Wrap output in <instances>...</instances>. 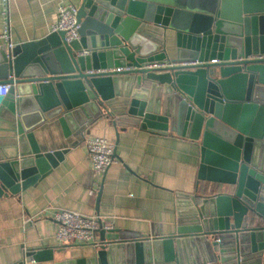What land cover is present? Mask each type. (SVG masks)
I'll return each instance as SVG.
<instances>
[{
  "label": "water",
  "instance_id": "95a60500",
  "mask_svg": "<svg viewBox=\"0 0 264 264\" xmlns=\"http://www.w3.org/2000/svg\"><path fill=\"white\" fill-rule=\"evenodd\" d=\"M77 17L79 39L52 31L0 48V85L10 84L0 120L16 116L19 143L18 158L0 161V197L36 184L69 150L42 151L34 129L46 121L66 135L101 115L175 131L200 141L205 192L179 209L175 231L101 229L94 255L54 264H260L264 58L252 56L264 53V0H81ZM65 247L31 248L12 264L54 261Z\"/></svg>",
  "mask_w": 264,
  "mask_h": 264
},
{
  "label": "crops",
  "instance_id": "0c3cea01",
  "mask_svg": "<svg viewBox=\"0 0 264 264\" xmlns=\"http://www.w3.org/2000/svg\"><path fill=\"white\" fill-rule=\"evenodd\" d=\"M80 1L10 0L13 42L46 36L52 32L59 6L79 7ZM4 19L0 0V31ZM176 43V33L169 31L170 58L177 55ZM2 45L0 42V48ZM15 119L12 113L4 112L0 120V161L19 157ZM71 129L66 135L57 119L34 129L42 151L69 150L36 184L17 195L0 197V264L20 261L28 249L43 246L66 245L62 252L56 249L54 261L28 264H54L94 255L96 248L91 245H67L56 239L54 215L59 209L98 214L117 231L168 235L175 231L179 209L187 206L190 196L205 193L198 180V140L175 131L163 134L135 125H115L102 115L78 130ZM95 136L116 144L118 161L102 175L94 174L88 155L87 141ZM93 188L96 192L90 194ZM259 261L264 264V250Z\"/></svg>",
  "mask_w": 264,
  "mask_h": 264
},
{
  "label": "built area",
  "instance_id": "2783aa9c",
  "mask_svg": "<svg viewBox=\"0 0 264 264\" xmlns=\"http://www.w3.org/2000/svg\"><path fill=\"white\" fill-rule=\"evenodd\" d=\"M10 0H2L4 19V28L0 31V42H3L7 47L13 48L16 43L12 39V24L10 21ZM78 6L74 4H61L58 8V16L52 25V31H65L68 41L79 39L80 24L78 21ZM90 51L84 50V54ZM254 58H264V53H260ZM170 61H155L146 64L149 68H163L171 65ZM117 69V68H116ZM113 70V69H112ZM94 71H105L91 70ZM10 87V84L0 85V94L5 95ZM87 149L89 158L93 164L94 174H104L111 165L118 161L116 154V144L104 137L95 136L87 141ZM96 190H90V194H94ZM54 218L57 226L55 237L58 241L64 244L82 243L91 245L94 248H99L101 239L99 231L101 229L111 230L112 226L105 223L100 215H86L77 211L67 209H59L56 211Z\"/></svg>",
  "mask_w": 264,
  "mask_h": 264
}]
</instances>
